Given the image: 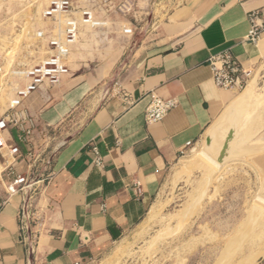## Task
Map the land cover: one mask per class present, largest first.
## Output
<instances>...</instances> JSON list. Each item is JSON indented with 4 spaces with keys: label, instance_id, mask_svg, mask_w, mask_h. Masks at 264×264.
I'll list each match as a JSON object with an SVG mask.
<instances>
[{
    "label": "crops",
    "instance_id": "0c3cea01",
    "mask_svg": "<svg viewBox=\"0 0 264 264\" xmlns=\"http://www.w3.org/2000/svg\"><path fill=\"white\" fill-rule=\"evenodd\" d=\"M127 3L138 21H148L128 55L76 67L23 103L38 124L34 142L42 158L33 170L25 161L15 171L39 182L29 208L25 195L8 194L11 177L0 174V264H88L133 231L182 155L204 143L237 95L216 87L211 57L229 53L245 69L260 71L264 91V30L258 45L246 40L248 14L264 12V0ZM151 93L177 104L148 124ZM11 140L19 144L15 131ZM43 174L50 176L45 183ZM29 227L39 232L35 244Z\"/></svg>",
    "mask_w": 264,
    "mask_h": 264
},
{
    "label": "rangeland",
    "instance_id": "374dc122",
    "mask_svg": "<svg viewBox=\"0 0 264 264\" xmlns=\"http://www.w3.org/2000/svg\"><path fill=\"white\" fill-rule=\"evenodd\" d=\"M50 1L0 0V116L16 99L14 85L18 80L11 76V70L35 65L47 55V42L39 39L37 32L54 29L58 33L60 24L43 17ZM74 1L79 9L93 8L103 24L81 27L68 58L70 71L118 60L148 32L147 19L138 21L127 0H118L117 5L114 0ZM124 60L122 57L118 68ZM248 86L252 89L237 92L209 127L204 145L182 155L145 219L88 264H242L257 248L258 243L246 240L240 251L225 256L229 243L245 231L253 210L264 209V91L255 84ZM243 95L245 100L240 99ZM226 124L231 127L222 146H211L212 140L206 143L213 130ZM199 150L218 153L221 166L209 165L206 172L201 168L206 163ZM184 166L181 177L171 179Z\"/></svg>",
    "mask_w": 264,
    "mask_h": 264
},
{
    "label": "built area",
    "instance_id": "2783aa9c",
    "mask_svg": "<svg viewBox=\"0 0 264 264\" xmlns=\"http://www.w3.org/2000/svg\"><path fill=\"white\" fill-rule=\"evenodd\" d=\"M43 17L61 25L57 27L58 33H55L54 29L37 32V37L45 39L47 42V55L35 65L11 70V76L18 80L14 85L16 99L4 115L0 116V174L11 177L7 184L8 194L11 196L25 195L29 208L34 207L31 195L36 192L39 180L32 173L28 175L16 174L15 167L17 164L27 161L33 170L42 157L34 142L35 133L39 131L38 124L23 103L42 86L57 85L69 74L68 58L82 26L100 27L103 24L93 8L79 9L74 0H51L43 11ZM263 18L264 12L252 11L248 14L250 28L246 40L254 45H258L262 38L264 24L259 22ZM208 65L214 84L223 90L243 91L251 84L256 75V72L245 69L229 53L211 57L208 60ZM176 104L175 100H165L156 93H151L145 111L146 122L153 124L161 121L175 108ZM12 131L16 132L19 144L11 142ZM95 154L96 164L100 165L101 158L96 149ZM45 162L44 172H47L50 162ZM49 177L43 174L42 182L45 183ZM39 221V217L34 215L30 222L37 226ZM28 229L30 230V242L35 244L39 238V232L31 231L30 227Z\"/></svg>",
    "mask_w": 264,
    "mask_h": 264
},
{
    "label": "bare ground",
    "instance_id": "6f19581e",
    "mask_svg": "<svg viewBox=\"0 0 264 264\" xmlns=\"http://www.w3.org/2000/svg\"><path fill=\"white\" fill-rule=\"evenodd\" d=\"M251 88V86H249ZM252 89V88H251ZM247 91L249 90V88L246 89ZM247 91H244L243 94H245ZM253 93V92H252ZM253 95V94H252ZM242 97V96H241ZM255 97V96H254ZM240 98V97H239ZM238 98V99H239ZM247 98V97H245ZM244 98V95H243V98H240L241 100H245ZM250 99H251V96H250ZM241 100H239L241 102ZM249 100V99H248ZM258 101H256V104H257ZM236 103V102H235ZM238 103V102H237ZM231 104V103H230ZM246 104V101H244V105ZM259 104V103H258ZM239 105V103H238ZM243 105V106H244ZM239 108V107H238ZM245 116V115H244ZM243 116V117H244ZM223 117V116H222ZM229 118V117H228ZM241 118V117H240ZM249 118V117H248ZM247 118V119H248ZM242 119V118H241ZM240 120V119H239ZM244 121V120H243ZM239 123V122H238ZM243 123V122H241ZM234 125V124H233ZM244 125V124H243ZM231 127L230 124H226L224 127L222 128H218V129H215L213 130L210 135H209V138L210 140H212V145H219L223 144L224 142V139L226 137V134H227V130L228 128ZM237 133V132H236ZM243 133V132H242ZM236 138V137H235ZM235 141V140H234ZM204 145V144H202ZM217 147V146H216ZM207 149V148H206ZM208 150V149H207ZM200 151L199 152V156L203 158V161H205V165L203 164L201 168H203L206 172L209 171V168L212 166H215V167H220L221 164L220 162L218 161L217 159V155H214V154H211L209 151ZM198 151V150H197ZM196 152V151H195ZM194 152V153H195ZM197 155V154H196ZM195 159V158H194ZM193 159V160H194ZM197 159V158H196ZM192 161V160H191ZM190 161V162H191ZM199 161V160H198ZM197 162V161H196ZM201 162V161H199ZM192 163V162H191ZM194 163V162H193ZM192 163V164H193ZM195 164V163H194ZM197 164H202V163H197ZM191 165V164H189ZM211 165V166H209ZM187 166V165H185ZM185 166L184 168H182L181 170H176L175 173L173 174L172 178L173 180H177L178 178L181 177L182 173H183V169H185ZM220 169V168H219ZM264 199V198H262ZM261 199V200H262ZM157 209V208H156ZM156 209H154L156 211ZM157 212V211H156ZM156 214V213H155ZM147 223V222H146ZM149 223V222H148ZM142 227V226H141ZM249 241L250 243H258L257 245V248L254 250V251H251L250 254L246 257V259H244V262L242 264H254L255 261L262 255H264V209L263 208H257V209H254L253 210V213H252V216H250V221L247 223L246 225V228H245V231L238 235L234 240H232L228 247H227V250L225 251V256H228V255H232V253L236 250L240 251V248L243 244L244 241ZM254 246V245H252ZM237 252V251H236ZM235 252V253H236ZM233 256V255H232ZM231 256V257H232ZM230 258V257H229ZM221 261V260H220ZM226 263V262H225ZM240 264V263H239Z\"/></svg>",
    "mask_w": 264,
    "mask_h": 264
},
{
    "label": "water",
    "instance_id": "95a60500",
    "mask_svg": "<svg viewBox=\"0 0 264 264\" xmlns=\"http://www.w3.org/2000/svg\"><path fill=\"white\" fill-rule=\"evenodd\" d=\"M259 79H260V71H258L257 73H256V75H255V77L253 78V80L251 81V85H253V84H255L256 86H259ZM249 86H247L246 87V89L248 88ZM255 137V136H254ZM230 138V133H229V135H228V139ZM210 141V139H209V137H207L206 138V143H208ZM225 150H226V146H225V148L223 149V153H222V155L224 154V152H225Z\"/></svg>",
    "mask_w": 264,
    "mask_h": 264
}]
</instances>
